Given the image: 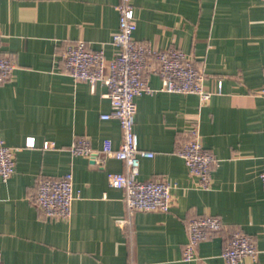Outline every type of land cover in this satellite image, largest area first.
Wrapping results in <instances>:
<instances>
[{
    "label": "crops",
    "instance_id": "0c3cea01",
    "mask_svg": "<svg viewBox=\"0 0 264 264\" xmlns=\"http://www.w3.org/2000/svg\"><path fill=\"white\" fill-rule=\"evenodd\" d=\"M120 0H0V56L14 61L10 80L0 83V140L17 148L13 175L0 178V254L3 264H226L221 253L229 235H249L264 264V97L256 93L264 75V1L130 0L134 39L154 49L176 48L193 57L213 93L160 91L147 73L152 93L135 98L140 158L137 179L165 176L169 212L126 215L123 191L107 185L108 173L124 164L103 157V141L122 142L119 123L104 120L106 87L94 88L67 74L68 43L83 41L111 59ZM221 83V92L217 85ZM197 127L201 143L217 164L209 189L197 187L178 151ZM34 148H26L27 138ZM97 154L72 156L78 138ZM51 147L43 149V143ZM72 174L79 197L68 220L45 219L32 202L39 178ZM212 215L222 229L199 243L197 260L184 262L187 222ZM125 220L128 223L124 225Z\"/></svg>",
    "mask_w": 264,
    "mask_h": 264
},
{
    "label": "built area",
    "instance_id": "2783aa9c",
    "mask_svg": "<svg viewBox=\"0 0 264 264\" xmlns=\"http://www.w3.org/2000/svg\"><path fill=\"white\" fill-rule=\"evenodd\" d=\"M116 10L118 25L111 41L115 49L113 57L107 59L103 50H88L83 41H72L68 43L64 53L65 68L74 80L85 81L92 88L101 83L107 89L105 96L110 101L111 110L101 115V118L118 121L122 142L114 149L111 141H103L101 155L112 157L124 164L123 172L107 174V185L123 191L126 215L130 216L135 212L167 213L172 205V196L166 177L149 181L137 179L140 158H152L154 153L138 147L133 130L137 110L135 98L155 91L144 80L147 73L159 76L160 91L196 94L201 104L207 102L213 93L204 88L205 75L196 66L193 57L176 48L154 49L134 39L136 22L130 0H120ZM14 69L12 59L0 56V83L10 80ZM220 92L221 83H218L217 93ZM256 94L264 97V75L262 86ZM25 147L34 148V139L27 138ZM50 147V143H43V149ZM17 150L6 146L0 140V178L3 181H7L14 173ZM70 153L72 156L90 157L92 164L96 163L97 154L85 137L72 143ZM178 155L183 159L189 175L195 178L197 187L209 189L211 172L217 159L203 147L197 127H192L189 131V139L178 151ZM259 178L264 186V169ZM78 197L73 189L72 174L66 173L59 178H39L32 202L45 219L68 220L72 204ZM127 223L128 220H125L124 225ZM222 226L221 219L212 215H203L188 221L182 260L186 263L197 260L199 243L220 231ZM257 254L254 241L249 235L233 231L221 258L226 264H244L245 259L255 261ZM0 264H3L1 254Z\"/></svg>",
    "mask_w": 264,
    "mask_h": 264
}]
</instances>
